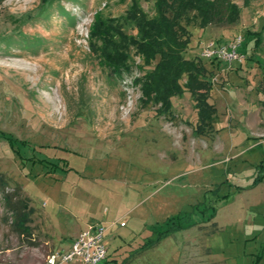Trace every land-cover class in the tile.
I'll return each instance as SVG.
<instances>
[{
    "label": "rangeland",
    "instance_id": "obj_1",
    "mask_svg": "<svg viewBox=\"0 0 264 264\" xmlns=\"http://www.w3.org/2000/svg\"><path fill=\"white\" fill-rule=\"evenodd\" d=\"M90 223L100 264H264V0H0V264Z\"/></svg>",
    "mask_w": 264,
    "mask_h": 264
},
{
    "label": "built area",
    "instance_id": "obj_2",
    "mask_svg": "<svg viewBox=\"0 0 264 264\" xmlns=\"http://www.w3.org/2000/svg\"><path fill=\"white\" fill-rule=\"evenodd\" d=\"M240 41L231 42L222 46L215 42H209L203 47L202 58L242 60L238 54ZM106 229L98 223H90L81 229L73 238L67 250H60L49 254L45 264H62L72 260H78L82 264H100L107 255L108 243L105 239Z\"/></svg>",
    "mask_w": 264,
    "mask_h": 264
},
{
    "label": "trees",
    "instance_id": "obj_3",
    "mask_svg": "<svg viewBox=\"0 0 264 264\" xmlns=\"http://www.w3.org/2000/svg\"><path fill=\"white\" fill-rule=\"evenodd\" d=\"M205 68V67H204ZM204 71H206V69H204ZM190 85V88H189V91H191L193 89V87H197V89L199 88H202L204 89V92H203V98L200 100H196L195 101V107L197 109V114H198V118H199V127L198 129L200 131H203V127L202 126H209L210 125V122L212 121V117L213 115L215 114V109H214V106L208 102V92L209 90L211 89L212 87V84L210 83L209 80L205 79V81H203L202 83H199V84H196L193 86V82H191ZM146 89L144 88V91ZM181 89L179 90H167L166 92V105H168V107L170 108V105L168 103V96L170 94H173V93H178L180 92ZM148 93V92H146ZM145 93V94H146ZM156 98L159 99V97L156 96ZM15 206H13L12 209H14ZM212 215L213 214H210L211 217H209V219L212 218ZM177 229L179 228H175V229H172L171 232L170 231H167V232H160L156 237L155 239H151L149 243H147L146 245L144 244V246H139L138 249L140 251H143V250H146V249H149L151 247H154L155 245H157L163 238H165L166 236H168L169 234H171L173 231H176Z\"/></svg>",
    "mask_w": 264,
    "mask_h": 264
},
{
    "label": "bare ground",
    "instance_id": "obj_4",
    "mask_svg": "<svg viewBox=\"0 0 264 264\" xmlns=\"http://www.w3.org/2000/svg\"><path fill=\"white\" fill-rule=\"evenodd\" d=\"M29 66V65H28ZM26 67H27V64H26ZM28 70L32 69V67H27Z\"/></svg>",
    "mask_w": 264,
    "mask_h": 264
}]
</instances>
